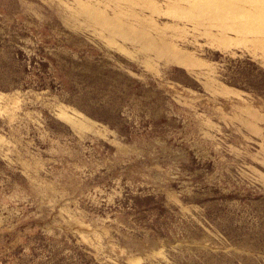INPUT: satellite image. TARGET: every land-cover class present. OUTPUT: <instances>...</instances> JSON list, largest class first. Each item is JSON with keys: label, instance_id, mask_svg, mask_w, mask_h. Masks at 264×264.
Listing matches in <instances>:
<instances>
[{"label": "rangeland", "instance_id": "obj_1", "mask_svg": "<svg viewBox=\"0 0 264 264\" xmlns=\"http://www.w3.org/2000/svg\"><path fill=\"white\" fill-rule=\"evenodd\" d=\"M0 264H264V0H0Z\"/></svg>", "mask_w": 264, "mask_h": 264}]
</instances>
